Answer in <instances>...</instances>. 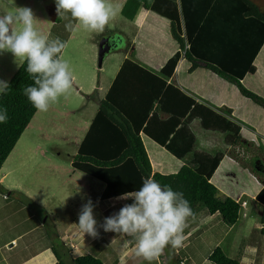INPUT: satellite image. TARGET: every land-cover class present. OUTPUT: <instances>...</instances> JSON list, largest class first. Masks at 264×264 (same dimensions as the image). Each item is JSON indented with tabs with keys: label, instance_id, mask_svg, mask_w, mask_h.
I'll use <instances>...</instances> for the list:
<instances>
[{
	"label": "trees",
	"instance_id": "1",
	"mask_svg": "<svg viewBox=\"0 0 264 264\" xmlns=\"http://www.w3.org/2000/svg\"><path fill=\"white\" fill-rule=\"evenodd\" d=\"M139 5L167 20L176 48L156 71L129 57L121 60L104 95L95 98L96 109L70 165L103 182L101 198L138 190L142 179L152 176L162 186L182 192L194 213L201 205L231 225L238 216V203L228 195L218 196L210 181L223 152L196 148L188 124L197 116L203 129L219 131L225 144L235 145L240 141L239 125L211 107L215 96H231L224 98L231 106L238 104L242 96L264 110V97L243 83L246 76L254 73V61L264 42V12L253 0H125L120 13L131 18ZM62 20L56 12L52 26ZM59 31L50 29L48 38L65 41L69 31ZM104 35L97 36V64L105 52L121 45L109 43L102 48L100 39ZM25 67L26 64L16 67L7 80L11 88L6 95H0V107L7 108L9 117L7 123H0V166L36 110L22 93L26 85L33 83ZM175 68L191 73L193 95L176 84ZM161 112L166 116L160 118ZM142 136L161 144L173 158L185 160L173 171L151 172ZM259 178L263 185L254 199L260 203L259 221L264 224V170ZM14 192L0 184V194L5 197L12 198ZM45 233L58 264H65L62 254L56 252L54 230L46 228ZM60 246V253L68 254L66 248L62 249V241ZM206 258L213 264H238L218 245ZM69 259L74 264H103L89 252Z\"/></svg>",
	"mask_w": 264,
	"mask_h": 264
},
{
	"label": "rangeland",
	"instance_id": "2",
	"mask_svg": "<svg viewBox=\"0 0 264 264\" xmlns=\"http://www.w3.org/2000/svg\"><path fill=\"white\" fill-rule=\"evenodd\" d=\"M123 1L124 0H121L120 6L124 3ZM109 2L115 9L117 8L116 5L118 3L115 2V0H109ZM255 2L259 4V8L264 12V0H255ZM15 5L32 9L33 14L36 17L35 27L42 34L47 36L50 29L54 31L61 30V32L63 30L65 31V20L55 23L52 26L53 18L51 16L53 15L54 17L56 14L52 11V5H55V0H15ZM13 10L14 9L9 5L8 0H0V15ZM13 27L16 26L14 25ZM121 30L125 31V36H127L129 41L127 45L124 44V40H122L123 32ZM61 32L59 31L60 34ZM102 33L106 34L100 39V45L102 48L106 47L109 43H114L112 45H116L117 43L119 45L121 43L122 47L105 52L99 65L97 64V50L94 44L97 46V36L100 33H89L83 28L78 31V34H75V31L70 33L69 39L64 41L66 47L61 55L69 62L72 74H74L71 89L65 96L60 98L58 103L52 105L47 112L42 113L37 110L33 112L27 125L14 143L15 146H13L8 153L11 155L10 160L5 161L4 159L1 164L3 166L0 171H4L3 168H5L7 163L14 166L12 174L9 175L11 177L15 175L12 177L13 180L9 177V181L7 182L5 178L1 176L0 179L3 180V182H12L17 185L20 182L21 185H23V188L26 186L30 191L34 190L41 193V195H45L40 203L45 208L53 210V215L57 212V219L59 218L58 213L60 214L63 211V206H59L61 199L63 200L68 191L70 192L74 186L78 185L79 180L77 177L82 175V172L76 169H73L74 171L72 172V166L70 167L67 158L72 151L75 152L80 140L77 141L78 136L81 134V138L88 125L90 116L97 106L95 96H101L104 92L102 91L103 86L106 88L111 80V77L114 74L112 71L119 62L117 60L122 57V53H125V56L141 61L139 57H141L143 51L150 48L151 53L155 55L153 58L154 61L148 63V66L151 69H155L174 50V48H176V44L169 34L170 31L167 20L155 11H150L148 17L141 24L140 28H136L135 24H133L128 17H124L118 9L115 17L109 22ZM108 38L110 39L108 40ZM50 39H55V37L50 36ZM260 52H263L264 54V43ZM14 61L17 64L11 69L6 77L5 75L9 70V64ZM142 62L144 61L142 60ZM18 63H20V61H16L10 52L0 54V80L7 81L18 66ZM100 65L101 69L97 68ZM89 78L93 79V84L96 80L101 84L99 88L101 90L96 91L91 96L92 88L88 89L87 86L89 85H87L88 82H86V79ZM76 83L79 84L81 91L86 92L81 93V91L79 92V90H76L77 94H75ZM190 126L195 134L196 147H205L208 150H221V148L225 147V144L221 141L220 134H208L211 139H206L204 135L201 136L202 134L199 130L200 127L196 120H193ZM144 144L145 147L147 146L149 149H152L155 145L148 139H144ZM258 144L260 147L259 149L256 147L257 144H254L255 147L253 148L252 153L255 156H251V161L250 159H247L241 163L231 162L230 164H227L225 162L228 161L227 158L222 157L223 161L219 163L210 178V181L218 188L217 193L219 196L227 194L228 196L235 197L237 191L239 192L241 188L244 191L243 194L240 195V199L245 198L249 203L250 194L259 186V176L263 174L264 170V140L260 141ZM239 146L240 145L237 147ZM155 147L157 146L155 145ZM238 152L239 149L236 151L237 155H239ZM162 153L165 157L169 158L162 161V168L163 166L176 161L169 153L166 154L163 150ZM167 170L170 171L171 169ZM87 178L91 184V189L94 191L99 189V183L96 180L92 183L88 176L82 179ZM61 186H64L65 190L67 189V193H65L64 196H62L64 189H60ZM70 196L71 194L66 195V197ZM247 206L250 209L249 212H247ZM247 206L245 208L246 215H242L241 211H239L235 222L236 224L231 226L228 230L226 229L229 228L230 225L225 224L218 215L219 220L214 221L212 238L208 237L204 239V237L201 240V243L196 242L198 244L197 247H194L193 251L195 254H191V256L194 255V258L200 262L199 264L210 263V261L207 260L206 255L207 252L213 248V241L217 238H219V242L214 246L218 245L221 249L223 248V252L227 256L237 260L238 264H264V231L261 229L263 225L259 221L258 209L252 205ZM30 208H33L31 202L28 205V209ZM34 212H36L34 218H45L42 224L43 227L41 226L44 233L46 228L50 231L52 229L54 230L48 217L46 218L45 213H43L40 208L35 207ZM198 215H208L204 206H199ZM214 215V217H216L217 213ZM34 220L36 221L37 219ZM27 224L28 222H25L23 225L20 223L18 227L23 226L22 228H25L28 226ZM0 225H2L1 216ZM4 230L5 227L1 226V235H5V232H3ZM65 243H68L66 239ZM234 244L242 247V250L234 252ZM181 251L182 250L180 249V254H182ZM243 251L244 254L242 253ZM159 259L161 262V260H164V257H159ZM61 260L65 264H74L67 257L62 258ZM185 264L189 263L186 262Z\"/></svg>",
	"mask_w": 264,
	"mask_h": 264
},
{
	"label": "crops",
	"instance_id": "3",
	"mask_svg": "<svg viewBox=\"0 0 264 264\" xmlns=\"http://www.w3.org/2000/svg\"><path fill=\"white\" fill-rule=\"evenodd\" d=\"M115 2L118 3L117 4L118 6L116 5L117 7L116 11L118 12V9H119V12H120V8L122 7V5L120 6L121 0H115ZM53 6L54 5H52V7ZM150 11L151 10H148L144 8L143 6L139 5L137 9L135 10V12L133 13V16L129 19L131 20L133 24H135L136 28L138 27L140 28L141 24L148 17ZM51 17L53 18V15ZM77 29L79 31L82 29V27L78 23L74 22L72 31L73 32L75 31V34H78ZM72 31L69 32L66 40L69 39V35L70 33H72ZM121 31L124 33V36H125L126 35L125 31L123 30ZM122 40H124V44L126 45L129 43L127 36L123 37L122 35ZM94 46L97 50L96 44H94ZM121 47H122V44L116 49L121 48ZM260 49L254 61V67H255L254 73L250 74L249 76H246L243 80V83L248 88L255 90L254 92L257 93L259 96L264 97V91H263L264 90L263 89L264 88V83H263L264 82V76H263L264 54L263 52L262 53L260 52ZM154 55L155 54L151 53V49L147 48L145 49V51H143L141 57H139L141 61L135 60L132 57L130 58L139 62L140 64H143L145 67L148 68L149 67L148 63L154 61L153 60ZM124 57H125V53H122V57L119 60H117L119 62L115 66L112 73H115V71L117 70L119 66V63ZM142 60L144 62H142ZM162 63H160L155 69H152V70L156 71ZM16 64L17 63L15 61L9 64V70L5 75L6 77L10 73L11 69L16 66ZM199 64L203 65V61L200 60ZM97 68L101 69V65ZM73 75L74 74H72V78H73ZM113 75L111 79L113 78ZM190 75H191L190 72L186 70L177 71L176 68L173 72V76L176 81V84H178L179 87L185 90L187 93L193 95V91L190 85V82H191ZM86 82H88L87 85H89L87 86L88 89L92 88V91H94V93L98 90H101L99 89L101 84L97 82V80L96 82H94V84H93L92 78L86 79ZM109 83L107 84V87ZM79 87H80L79 84L76 83L75 92H74L75 94H77L76 90H79V92L81 91V88ZM107 87L105 88L103 86L102 91L104 92L102 93L101 96L97 95V98H100L104 95ZM83 92H86V91H81V93ZM230 97L231 96L229 95L224 96V97H222L221 95H216L214 98V103L211 102L212 103L211 107L215 111H218L219 113H221L222 115H224L225 117H227L228 119L232 120L233 122L239 125L238 133L240 135V141L238 144H235V145L225 144L223 141V133L216 131V130L203 129L199 125V119L197 116H193L188 124V126L191 129V126H190L191 122L193 120H196L198 126L200 127L199 130L201 131V134H202L201 136L204 135L206 139H211L210 135L208 134H213V133L220 134L221 141L223 144H225L224 145L225 147L221 148L223 152L222 157L227 158L228 161H225L227 164H230L231 162L241 163L247 159H251V156L253 157L255 156L252 153V150L255 147L254 144H257L256 147L259 149L260 147L258 146L259 145L258 143L264 140V110L262 106L255 104L250 100L247 101L245 98H242V96L238 99V104H236L235 106H231V104H229L230 102L226 100V99H230ZM195 99L201 100V98H198V97H195ZM95 102H96V99H95ZM207 104L209 105V103ZM226 108L229 109V112L227 113L225 112ZM93 114L94 112H92L90 119L93 116ZM165 116H166V113L164 112L160 113V118L165 117ZM202 130L205 132H203ZM80 135L81 134H79L77 141L81 139ZM193 135L195 138L194 132H193ZM141 139H142L144 148L146 150V154L148 156L151 172H153L154 170H158L161 172L173 171L178 167V165H180L185 160V158H182V159L174 158V160L176 161H173L172 163L166 166H163L162 168V165H163L162 161L169 159L165 157V155L162 153V150L166 154H168V152L163 148L161 144H158L157 142H155L153 139H151L148 136H142ZM144 139L151 140L157 147H155V145L152 149H149L147 146L145 147ZM238 145H240L238 147L239 155L236 154ZM13 146H15V144ZM198 149H202L208 152H213L217 150V149L208 150L205 147L204 148L199 147ZM73 154H74V151H72V153L67 158V162L69 164H70ZM6 157H5V161L10 160L11 155L7 154ZM222 157L219 160L217 166L219 165L220 162L223 161ZM263 159H264V154H263ZM9 164L10 163H7V165H5V168H3L4 171H0V174H1L0 177L3 176L7 182L9 181V177L11 180H13L12 177L15 176V175L12 177L9 176L10 174H12V171L14 170V166L9 165ZM2 166L3 165L0 166V170ZM217 166L215 167L212 174L215 172ZM73 169L74 168L71 169L72 172L74 171ZM167 169H171V170L169 171ZM84 175L88 176L92 183L93 181L96 180L99 183V189H97L96 191L91 189V184L89 183L88 178L82 179L86 177ZM77 178L79 180L78 185L74 186L70 190V192L68 191L67 193L66 192L67 189L65 190L64 186H61L60 188V189H64V193H62V196H64L65 193L71 194V196L66 197L67 195L66 194L65 198L63 200L61 199L62 202L60 201L59 206H63V211L60 214L58 213L59 215L58 219L56 217L57 212L55 213V215H53L54 213L53 210L45 208L40 203V201L45 197V195H41V193L36 192L34 190L30 191L27 189L28 187L26 186L25 188H23V185H21L20 182L18 186L15 183L3 182V180L0 179V184L3 187H5L8 190L15 191L11 195L12 198L5 197L3 193L0 194V216L2 217V225H0V227L1 226L5 227V230L3 231L5 232V235H1L2 232L0 233V264H58V260L55 258V254L51 250L50 240L48 239L44 231H42L41 229V226L43 227L42 224L45 218H42V219L38 217L34 218V215H36V212H34L35 207L40 208L41 211L45 213L46 218L48 217V220L53 226L54 235H55L54 240L58 244L56 245V248L57 246L61 247L60 241H62L63 247H64V248L62 247V249H64V251L67 249L68 254H63V252L60 253L58 248L56 249V252H59V254H62L63 258L65 257L69 258L70 256L72 257L73 255L79 254L81 252H89L95 255L96 257H98L102 261L103 264H145V263L148 264L147 261H144L142 258L137 257L135 255L136 245H135L134 238L129 237V236H120L110 231L105 232L103 228L99 227V225L103 223L105 217L110 216L114 214L115 212H117L120 209V207H122L125 203L132 202L130 199L128 200L117 199V197H119L121 194L126 193V192H123L115 196H110L107 198H101L100 193L103 189V185H104L103 182H101L98 178L93 177L84 172H82V175L78 176ZM257 180H258V177H257ZM258 181H259L258 182L259 186L255 190H253V192H251L250 197H249V203L247 201L246 202H247V205H252L255 208H257L259 212V216H260L262 213L260 203L254 199V194L263 185V181H261L260 178ZM132 191H135V190H132ZM217 191H218V188H217ZM243 191L244 190L240 188L239 192L237 191L236 196L232 198L233 199L240 198V195L243 194ZM128 192H131V191H128ZM216 194L218 195L217 192ZM224 195H227V194H224ZM89 199H91L92 203L95 205L93 211H94V217L97 220V226H98V231H99V236L97 238H93L89 236L88 234L83 235V233L79 230L78 225L76 224L78 223V214L80 212L82 205L86 203ZM241 199H245V198H241ZM30 202L32 203L33 208L28 209V205L30 204ZM197 206L198 208L195 212V218L194 219L189 218L187 222V227L184 229V235L186 239H185V246L180 248L182 250L181 251L182 254H180L179 252L180 249L173 250L171 248H167L164 251V253L160 256L161 258L164 257V260H161L162 263L160 262V259L158 258L157 260L153 261V264H165L166 262H170V264H185L186 262H188L189 264L191 263L199 264L200 263L198 262V260L194 258V255L191 256V254H195L193 253V251H194V247H197L198 243L196 242L201 243V240L204 237H205L204 239L208 237L212 238L214 221H218L219 220L218 218L220 216L218 217L219 214L217 213V216L214 217L215 216L214 214H216V212H213V213L208 212V215L206 216H199L198 209L200 205H197ZM249 211L250 209L247 206V212ZM34 219H37V220L35 221ZM25 222H28L27 224L28 226H26L25 228H22L23 226L18 227L20 223H22L23 225L25 224ZM235 222L231 224L230 227L227 228L226 230L230 229L231 226L236 224ZM262 225H263V231H264V224ZM65 239L67 240L68 243H65ZM218 242H219V238L215 239L213 241L212 247H214V245L217 244ZM221 250L224 251L223 248ZM237 250L241 251L242 247H239V245H235L234 252H237ZM189 252H190V255H189ZM242 253L244 254V251ZM209 264H213V263L210 262Z\"/></svg>",
	"mask_w": 264,
	"mask_h": 264
},
{
	"label": "clouds",
	"instance_id": "4",
	"mask_svg": "<svg viewBox=\"0 0 264 264\" xmlns=\"http://www.w3.org/2000/svg\"><path fill=\"white\" fill-rule=\"evenodd\" d=\"M8 3L14 10L0 15V54L10 52L16 61H21L18 66L26 64L25 71L33 83L26 85L22 93L37 111L47 112L72 87L69 62L61 55L66 44L59 37L49 39L37 30L31 8L18 7L15 0ZM53 7L52 11L66 21L64 27L69 32L76 22L89 33H102L116 15L109 0H55ZM10 88L7 81L0 80V95H6ZM8 119L7 108L0 107V123H7ZM117 199L132 202L105 217L99 227L134 238L137 257L153 264L166 248L178 250L185 246L184 229L195 213L182 192L148 176L142 179L138 190L123 193ZM239 199H235L238 212L245 211L247 202L242 209ZM94 207L91 199L84 203L76 224L83 235L97 238Z\"/></svg>",
	"mask_w": 264,
	"mask_h": 264
},
{
	"label": "built area",
	"instance_id": "5",
	"mask_svg": "<svg viewBox=\"0 0 264 264\" xmlns=\"http://www.w3.org/2000/svg\"><path fill=\"white\" fill-rule=\"evenodd\" d=\"M56 10V8L55 7H53V10ZM237 149H238V147H237ZM239 202V204H240V206L242 207V209L244 208V206H245V204H246V201L245 200H243V199H241L240 201H238ZM241 214L242 215H245V211L244 210H242L241 211Z\"/></svg>",
	"mask_w": 264,
	"mask_h": 264
}]
</instances>
